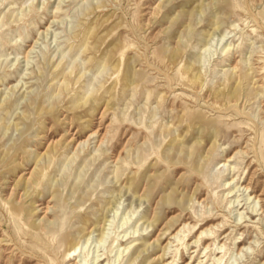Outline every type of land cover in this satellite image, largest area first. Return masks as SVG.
<instances>
[{"label":"rangeland","instance_id":"1","mask_svg":"<svg viewBox=\"0 0 264 264\" xmlns=\"http://www.w3.org/2000/svg\"><path fill=\"white\" fill-rule=\"evenodd\" d=\"M263 262L264 0H0V264Z\"/></svg>","mask_w":264,"mask_h":264},{"label":"bare ground","instance_id":"2","mask_svg":"<svg viewBox=\"0 0 264 264\" xmlns=\"http://www.w3.org/2000/svg\"><path fill=\"white\" fill-rule=\"evenodd\" d=\"M211 34H212V32H211ZM84 101H86V99L84 100ZM254 198H255V196H254ZM91 228L87 231V232H85V234L84 235H88V234H90L92 231H95V230H100V228L102 227V226H104V225H98V223H94V222H91ZM101 229H103V228H101ZM215 229V228H214ZM209 230L210 229H205V230H203V232L201 233V235H200V237L201 238H203V239H209V238H217V234H216V231H217V227H216V229L214 230V231H211V233L209 234ZM101 231V230H100ZM102 238V237H101ZM78 241L76 242V243H74L73 245H72V247H71V251H70V254L72 255V254H74V252L78 249ZM127 247V246H126ZM126 247H124L125 249H126ZM264 263V262H263Z\"/></svg>","mask_w":264,"mask_h":264}]
</instances>
